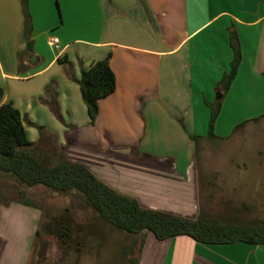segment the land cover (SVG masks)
<instances>
[{"label":"crops","instance_id":"0c3cea01","mask_svg":"<svg viewBox=\"0 0 264 264\" xmlns=\"http://www.w3.org/2000/svg\"><path fill=\"white\" fill-rule=\"evenodd\" d=\"M27 8L28 40L21 0H0L1 103L19 111L27 138L36 142L41 129L51 147L142 206L195 217L189 135L206 133V102L216 100L233 56L230 27L240 63L214 133L228 138L238 121L264 111V0H28ZM51 37L60 49L49 46ZM108 54L115 89L98 100L90 124L80 71ZM40 215L33 205L0 202V264H28ZM142 234L138 264H264V245Z\"/></svg>","mask_w":264,"mask_h":264},{"label":"trees","instance_id":"16d2710c","mask_svg":"<svg viewBox=\"0 0 264 264\" xmlns=\"http://www.w3.org/2000/svg\"><path fill=\"white\" fill-rule=\"evenodd\" d=\"M27 3L28 0H21L25 38L28 40L32 25ZM229 43L233 56L229 71L222 74L216 85V92L220 97L213 102H206L210 109L205 136L208 140L219 138L214 133V123L220 112L222 97L228 91L240 63L239 42L232 27L229 28ZM109 56L110 54L80 71L78 84L90 124H94L98 115V100L115 89V75L109 65ZM53 84L54 81H49L45 85V91L52 89L50 104L54 110ZM1 96L0 88V173L14 177L28 187L42 185L57 192H74L103 222L132 235L150 232L157 240L186 235L203 244L242 242L264 245V219H224L201 210L190 218L142 206L136 198L121 193L99 179L84 163L68 159L61 148L51 147L49 138L43 135L41 129L39 139L36 142L30 141L19 111L10 102L1 103ZM262 116L264 114L248 121H257ZM189 138L194 142L196 150L198 140L202 137L189 135ZM19 201L25 205H33L26 198H20ZM38 234L36 231L35 235ZM133 264H138V257Z\"/></svg>","mask_w":264,"mask_h":264},{"label":"rangeland","instance_id":"374dc122","mask_svg":"<svg viewBox=\"0 0 264 264\" xmlns=\"http://www.w3.org/2000/svg\"><path fill=\"white\" fill-rule=\"evenodd\" d=\"M231 106L243 110L247 105ZM251 118L233 125L225 139L208 140V126L205 135L191 134L202 137L194 158L198 211L224 219H264V116ZM20 198L41 213L28 264H133L138 257L142 233L132 235L103 222L74 192L28 187L0 173V202Z\"/></svg>","mask_w":264,"mask_h":264},{"label":"built area","instance_id":"2783aa9c","mask_svg":"<svg viewBox=\"0 0 264 264\" xmlns=\"http://www.w3.org/2000/svg\"><path fill=\"white\" fill-rule=\"evenodd\" d=\"M48 44H49V46H50L52 49H56V50L60 49V47H59V40H58L57 37H51V38L49 39V41H48Z\"/></svg>","mask_w":264,"mask_h":264},{"label":"water","instance_id":"95a60500","mask_svg":"<svg viewBox=\"0 0 264 264\" xmlns=\"http://www.w3.org/2000/svg\"><path fill=\"white\" fill-rule=\"evenodd\" d=\"M26 50L30 51L32 49V41H28L26 42L25 45ZM34 60V57H31V61ZM220 95L218 93H216V98H219Z\"/></svg>","mask_w":264,"mask_h":264}]
</instances>
